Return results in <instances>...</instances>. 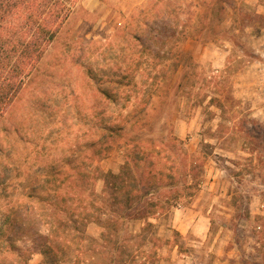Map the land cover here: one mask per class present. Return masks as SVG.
Here are the masks:
<instances>
[{
	"label": "rangeland",
	"instance_id": "rangeland-1",
	"mask_svg": "<svg viewBox=\"0 0 264 264\" xmlns=\"http://www.w3.org/2000/svg\"><path fill=\"white\" fill-rule=\"evenodd\" d=\"M138 153L145 230L105 191ZM22 202L60 264H264V0H75L0 117V264Z\"/></svg>",
	"mask_w": 264,
	"mask_h": 264
},
{
	"label": "trees",
	"instance_id": "trees-1",
	"mask_svg": "<svg viewBox=\"0 0 264 264\" xmlns=\"http://www.w3.org/2000/svg\"><path fill=\"white\" fill-rule=\"evenodd\" d=\"M74 3L75 0H0V117L18 98L67 21ZM139 152L146 155L144 150ZM138 156L139 153L128 156L119 173L105 174V191L111 189L114 206L120 207L122 220L114 219L116 224L128 218L145 220V230L154 227L149 219L165 207L160 196L154 197L155 193L174 183L165 184L155 168H150L151 164L142 170ZM24 206L22 202L16 208L18 226L11 230L24 246L20 249L23 260L18 264H28L34 253L42 256L39 264H60L52 236L30 226L33 213Z\"/></svg>",
	"mask_w": 264,
	"mask_h": 264
}]
</instances>
